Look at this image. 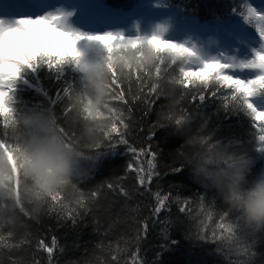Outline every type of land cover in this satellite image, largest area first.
<instances>
[{
    "label": "trees",
    "instance_id": "obj_1",
    "mask_svg": "<svg viewBox=\"0 0 264 264\" xmlns=\"http://www.w3.org/2000/svg\"><path fill=\"white\" fill-rule=\"evenodd\" d=\"M144 1L83 0L86 9L97 10L98 16L113 19L139 14ZM253 1L163 0L154 13L172 19L173 26L180 32L207 35L216 40L225 31H231L238 19H245ZM170 35L169 32L165 34L167 39ZM167 43L171 42L164 44ZM28 64L26 62L22 67L18 60L22 71L12 82L9 108L16 113L50 110L58 117L57 122L64 125L68 95L81 87L80 72L72 62L49 67L46 61L38 60L32 68ZM177 73V65L162 61L161 67L155 70V77H172ZM137 77L146 85L150 83L155 92L153 77L136 74L130 85H124L126 90L131 87L130 103H117V106L129 117L130 142L137 148L150 146L157 154L155 163L159 176L152 181V192L163 190L171 192L173 198H191L193 205L202 199L217 212L226 211V204L215 190L203 187L184 166L181 159L183 138L171 124L157 123V113L166 110L164 98L149 97L151 104L143 97L139 102L132 100L134 95H139ZM113 85L117 89L120 84L114 79ZM5 90H9L7 86ZM197 94L198 91L186 90L178 110L194 114L193 130L206 118V132L212 133L214 140L229 143L247 153L251 158L247 180L251 184L264 173V141L259 139L264 134L261 131L264 125L254 119L243 102L231 100V90L222 89L217 95L205 92L203 99ZM118 98L122 100L123 94L114 97L115 100ZM251 100L264 102V90L250 97V103ZM8 140L4 117L0 116V141ZM130 160L131 154L123 145L115 150L101 148L91 152L85 164L88 177L80 187L86 194L98 192L96 200L86 211L77 204L64 210L58 206L53 210L51 206L38 220H29L28 227L15 231L8 242L15 247L0 245V264H49L47 253L38 250L36 245L39 239L51 244L53 236L58 244L51 264H117V261L118 264H131L133 254L136 264H264V231L250 239L252 247L243 250L240 256L226 259L215 243L187 235L188 223L176 204H171L170 210L161 212L159 217L153 216L152 195L137 189L134 174L125 171ZM109 183L114 186L112 190L107 187ZM121 186L128 192L127 197L120 194ZM72 209L75 212L69 219L65 213ZM145 221L148 223L147 234L140 232L138 237L139 226ZM8 232L7 229L0 230V235ZM113 256L117 261H113Z\"/></svg>",
    "mask_w": 264,
    "mask_h": 264
},
{
    "label": "clouds",
    "instance_id": "obj_2",
    "mask_svg": "<svg viewBox=\"0 0 264 264\" xmlns=\"http://www.w3.org/2000/svg\"><path fill=\"white\" fill-rule=\"evenodd\" d=\"M71 15L48 14L19 20V28H0V50L14 52L22 67L46 55L72 62L81 74V87L68 95L64 125L50 110L16 113L11 109L4 116L9 140L0 141V230L26 229L29 220H38L52 206L53 197H62L61 203L69 207L86 195L80 187L88 177L85 164L103 143L114 116L123 112L114 99L113 80L124 86L142 74L153 77L155 95L166 101V110L157 113V123L171 124L183 138L184 166L227 206L226 211L217 212L201 201L185 209L178 201L188 223L187 235L215 243L226 259L240 256L252 247L250 239L264 231V173L249 184L251 158L246 152L214 140L206 132V118L193 130L194 114L178 110L188 90L184 81L192 80L191 76L182 77L178 71L172 77H155L162 61L187 69L196 62L195 54L162 43L157 32L136 38L77 36L74 33L79 32L67 24ZM38 36H55L59 44L38 41ZM200 87L199 81L192 83L193 89ZM221 222L226 225L223 230Z\"/></svg>",
    "mask_w": 264,
    "mask_h": 264
},
{
    "label": "snow or ice",
    "instance_id": "obj_3",
    "mask_svg": "<svg viewBox=\"0 0 264 264\" xmlns=\"http://www.w3.org/2000/svg\"><path fill=\"white\" fill-rule=\"evenodd\" d=\"M247 22L252 23L255 21L256 28L259 32V35L262 39H264V14H259L257 10L254 9L251 5L247 8V15H244ZM22 21H18L15 27H5L3 22H0V28L13 29L19 28V25ZM77 36H84L82 33H74ZM108 35H112L109 33ZM38 41L51 42L58 46L59 42L56 40L55 36H38L35 38ZM176 47L187 51L189 54H195L196 62L194 64H198V67L191 68H180L178 71L181 73V76H191L192 80H185L184 83L187 84L188 89H191L197 93L196 89L192 88V83L199 81L201 84L200 89L198 90L199 97L203 99L204 93L207 92L210 95H217L220 93V90H231V100L237 103L243 102L244 105L251 111L254 119L260 124L264 125V112L257 111V109L253 106L252 103L249 102V98L257 95L261 90H264V74L259 75L257 78L244 81L238 78H234L232 75L228 74V69L232 68V64H224L218 60H201L197 53H195L194 49H185L183 45H175ZM264 47V45H262ZM38 60H44L47 62L49 67L54 65H59L63 63L62 59L53 60L50 56L42 55ZM37 60V61H38ZM29 62L28 67L32 68L34 64L37 62ZM0 64L3 66V71L0 74L6 73L2 79H0V116H7L11 109L8 106V102L10 100V90L12 87V82L18 77L19 73L22 71V68L18 65V59L16 54L12 51H6L3 53V56L0 57ZM241 67H249L260 69L262 73H264V52H257L255 55V59L249 62L247 65H241ZM138 85L139 95H134L132 97L133 101L139 102L141 97L146 99L149 104L152 103V100L149 97H158L155 95L154 90L150 83L147 85L143 80L139 77L136 78ZM131 83H129L130 85ZM5 86L9 89L8 91L4 90ZM116 86V85H114ZM145 88H147V93L145 94ZM131 87L129 86L127 90L125 86L119 85L117 87V97L122 93L123 99H117L116 102L123 105H128L130 103L129 93H131ZM129 113L131 109L127 110ZM130 129L129 117L125 115V110L123 112L117 113L114 116V123L109 131L105 132L103 143L97 145L94 151H99L101 148H109L111 150H115V148L119 145H123L127 148L128 152L131 154V160L126 166L125 171L127 173L134 174L136 180L137 189H144L148 191L153 197V207H152V215L159 217L161 212L170 210L171 204H176L178 201H182V207L187 209L188 205L192 202L191 198H180L176 196L173 198L171 192H164L163 190H157L152 192L151 185L152 181L159 176V172L156 171V153L151 150V147H140L137 148L133 145L129 138L128 133ZM264 132V128L261 129ZM259 139L264 141V134H262ZM107 187L112 190L113 185L109 183ZM121 195L127 197L128 192L121 186L119 189ZM98 196V192L92 191L90 194H86L83 196L78 202L77 205L83 209L87 210L88 205L93 203ZM62 197H53V210L56 206H58L61 210L67 209L68 207L64 206L62 203ZM201 201H203L201 199ZM180 211V208H178ZM73 212L75 209L66 212V216L69 219L73 218ZM78 214V213H77ZM75 223V220H73ZM221 230L226 228L222 222L220 223ZM139 231L137 233L138 237L140 236V232H142L145 236L148 230V223L145 221L142 225L139 226ZM15 233L9 231L6 235H0V245L4 248H12L16 245L9 244L8 242L12 240ZM58 241L55 236L51 239V244L46 243L45 239H39L37 241V249L42 250L47 253L49 257V264H51V259L53 257L54 251L57 247ZM61 251L63 249H60ZM135 254H133V261L131 264H136L135 262ZM113 261H117L115 256L112 257ZM15 264V262H13ZM38 264V262H36ZM118 264V261H117Z\"/></svg>",
    "mask_w": 264,
    "mask_h": 264
},
{
    "label": "rangeland",
    "instance_id": "obj_4",
    "mask_svg": "<svg viewBox=\"0 0 264 264\" xmlns=\"http://www.w3.org/2000/svg\"><path fill=\"white\" fill-rule=\"evenodd\" d=\"M17 2V0H14ZM163 0H146L142 9L138 14H133L129 18H119L117 20L110 19L105 16H98L96 11L85 10L83 0H25V3L30 6L33 13L24 15L26 12L20 11L17 17L12 18L13 11L4 10V14H0V22H3L5 27H15L17 22L22 19H37L48 14H62L71 12L72 15L68 21V26L71 30L84 34L85 36H96L106 34H120L124 38H136L138 35H152L154 32L161 34L159 39L162 43L171 42L170 44L183 45L194 49L197 56L201 60H218L224 64H232L233 67L228 69V74L234 78L244 81L257 78L264 74L260 69L241 67L247 65L253 59L257 52H264V39L261 38L256 28V23H249L246 19H242L241 25L234 32L225 34L223 45L218 46L213 38L205 35L194 34L189 32H180L173 26L172 19L166 15H151L161 7ZM251 6L259 14H264V0H254ZM66 7V10L60 8ZM84 9V10H83ZM141 17H144L141 19ZM79 20H76V19ZM20 27V25H19ZM169 32V39L165 36ZM169 44V43H167ZM3 56V51L0 50V57ZM193 67H198V64H193ZM3 71V66L0 64V72ZM5 90V88H4ZM257 111L264 112V102L251 100Z\"/></svg>",
    "mask_w": 264,
    "mask_h": 264
}]
</instances>
